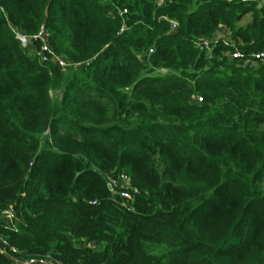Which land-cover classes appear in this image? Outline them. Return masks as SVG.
Listing matches in <instances>:
<instances>
[{
  "label": "trees",
  "instance_id": "16d2710c",
  "mask_svg": "<svg viewBox=\"0 0 264 264\" xmlns=\"http://www.w3.org/2000/svg\"><path fill=\"white\" fill-rule=\"evenodd\" d=\"M41 27L67 68L21 45ZM262 51L263 0H0V236L63 264H264Z\"/></svg>",
  "mask_w": 264,
  "mask_h": 264
},
{
  "label": "built area",
  "instance_id": "2783aa9c",
  "mask_svg": "<svg viewBox=\"0 0 264 264\" xmlns=\"http://www.w3.org/2000/svg\"><path fill=\"white\" fill-rule=\"evenodd\" d=\"M171 26L172 30H176L178 28V23L175 21H171ZM123 31L124 29L122 28L121 32ZM17 37L23 47L30 48L31 46H34L36 42H40V49L36 52L43 62L54 61L64 69L70 65L67 60H64L53 51L48 42V33L44 27H41L38 33L31 36L17 34ZM220 38V36L215 37L213 43H218L220 41ZM211 43L212 42L210 41L204 42V46L209 51H211ZM150 52L152 53L153 50H151ZM232 57L234 59H238L242 57V54L240 53V51L235 50ZM259 60L264 61V51L253 55L250 63L254 64ZM199 100L201 101L202 99ZM108 181L109 187H111L110 190L114 193L115 196H120L123 200L130 201L133 199L134 195L138 194L139 192L136 187L132 186L130 178L125 174H122L115 179L109 177ZM0 219L6 222L9 226L13 227L15 222L18 220L15 208L13 206H10L1 211ZM0 253L6 255L13 264H63L53 256H45L41 258H23L21 257L22 253L17 248L10 246L8 241L3 239L1 236Z\"/></svg>",
  "mask_w": 264,
  "mask_h": 264
},
{
  "label": "rangeland",
  "instance_id": "374dc122",
  "mask_svg": "<svg viewBox=\"0 0 264 264\" xmlns=\"http://www.w3.org/2000/svg\"><path fill=\"white\" fill-rule=\"evenodd\" d=\"M34 46L31 47V51L34 52V49L33 48ZM52 95L55 97V99H58V98H61V94L60 92H52Z\"/></svg>",
  "mask_w": 264,
  "mask_h": 264
},
{
  "label": "water",
  "instance_id": "95a60500",
  "mask_svg": "<svg viewBox=\"0 0 264 264\" xmlns=\"http://www.w3.org/2000/svg\"><path fill=\"white\" fill-rule=\"evenodd\" d=\"M110 189H111V187H110Z\"/></svg>",
  "mask_w": 264,
  "mask_h": 264
}]
</instances>
